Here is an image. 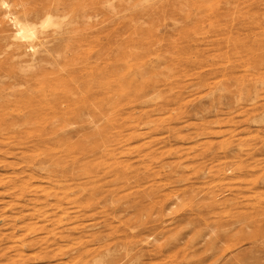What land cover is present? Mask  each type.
<instances>
[{
    "label": "rangeland",
    "instance_id": "rangeland-1",
    "mask_svg": "<svg viewBox=\"0 0 264 264\" xmlns=\"http://www.w3.org/2000/svg\"><path fill=\"white\" fill-rule=\"evenodd\" d=\"M33 1L24 0L22 8L48 4L46 0ZM194 2L67 0L65 10L57 12H65L67 17L57 18V26L42 29L40 39L33 40H41L47 64L53 62L50 67L43 63L49 70L46 80L17 83L18 87L12 85L19 82L13 76L24 70L20 69L23 65L19 61L20 65H14L13 41H4L0 34V264H264V0ZM14 9L19 7L10 11ZM82 13L93 16L90 21L77 18ZM0 15L2 18L1 9ZM74 16L76 25L68 23ZM2 19L3 34L8 36L14 26ZM20 43L23 47L28 44ZM25 51L24 59H29L31 52ZM92 72L97 75L94 80ZM40 88L45 106L48 104L46 115L39 122L14 125L16 114L27 110L19 104L16 89L17 93L38 95ZM87 101L92 102L95 116L102 118L88 112H84L89 114L86 119L84 113L73 118L72 111L83 109ZM88 118L101 128L98 132L100 128L94 127L96 136L89 131L94 125ZM68 119L72 124L65 127L62 124L67 125ZM57 129L62 130L60 134ZM49 160H64L59 170L53 167L61 182L52 185L45 168L38 167ZM86 163H96L91 166L94 187L78 170ZM67 165L73 166V172ZM29 172L37 175L29 180L33 186L27 190L21 183ZM41 189L55 194L50 192L48 199ZM56 203L59 211L53 207ZM60 214L65 215L58 217Z\"/></svg>",
    "mask_w": 264,
    "mask_h": 264
},
{
    "label": "bare ground",
    "instance_id": "bare-ground-1",
    "mask_svg": "<svg viewBox=\"0 0 264 264\" xmlns=\"http://www.w3.org/2000/svg\"><path fill=\"white\" fill-rule=\"evenodd\" d=\"M10 1V0H9ZM12 2H7V1H4V0H0V9H1V13H3V17L2 18H6V20H10L11 21V23L10 24H13V26H14V30L8 35V36H4V31H6V30H4L3 29V19L0 17V34H1V39H4V41L6 40V39H11V41H13L12 43H11V45H14L13 46V50H12V52H11V54L13 55V56H15L14 58H16L17 60V62L16 61H14L15 62V64H14V62H13V64L14 65H16V63H18V61H19V63H21V65H23V67L22 68H20V69H24L23 71H20L19 69V71H18V73L17 74H15L13 77H15L14 78V80L16 79V78H18V79H16L17 81H19V82H16V81H14V82H12V85L14 84L16 87H18L17 86V83L18 84H20V83H22V84H29V83H31V82H33V81H40V82H42L43 80L45 81L46 80V78H45V76L48 74V71L49 70H47V69H45L44 67H43V63H45V64H47V62H48V58L46 57V56H48V55H46L47 54V50L44 48H42V47H40V45H41V40L38 42V43H34L33 42V40H36V39H38L39 38V36H38V34H40L41 33V30L42 29H44V28H46V27H52V26H54V25H56L57 26V24L56 23H58L57 21H56V19L57 18H63V19H65L67 16H66V13L64 12L63 14H60L59 13V15H57V12H59L60 10L59 9H61V10H65V7H66V5H68L69 3H70V1H69V3L67 4V0H46V3H48V4H46V5H39L40 7L39 8H35V7H33V9L31 8H29V9H26V8H22L23 7V2H24V0H11ZM42 1H44V0H42ZM80 1V0H79ZM93 1V0H92ZM96 2L98 1V0H95ZM111 1V0H110ZM142 1H145V0H142ZM190 1V0H189ZM191 1H193V3H195L194 2V0H191ZM196 1V0H195ZM203 1V0H202ZM205 1V0H204ZM207 1V0H206ZM30 2H31V0H30ZM29 2V3H30ZM32 2H35V1H33L32 0ZM76 2V1H75ZM77 2H78V0H77ZM109 2V1H108ZM201 2V1H200ZM10 3V4H9ZM26 3H28V0H27V2ZM38 3V2H37ZM72 3V2H71ZM90 3V2H89ZM102 3V2H101ZM100 3V4H101ZM134 3V2H133ZM146 3V2H145ZM152 3V2H151ZM205 3V2H204ZM209 3V2H208ZM31 4V3H30ZM38 4H40V3H38ZM73 4H74V2H73ZM83 4V3H82ZM81 4V5H82ZM99 4V3H98ZM179 4H181V3H179ZM196 4V3H195ZM200 4V3H199ZM198 4V5H199ZM203 4V3H202ZM207 4V3H206ZM206 4H204V5H206ZM26 5V4H25ZM24 5V6H25ZM34 5V4H33ZM72 5V4H71ZM80 5V4H79ZM80 5V6H81ZM102 5V4H101ZM182 5V4H181ZM32 6V5H31ZM38 6V5H37ZM76 6V8H77V4L75 5ZM88 6V5H87ZM90 6V5H89ZM131 6V5H130ZM196 7H197V5H195ZM200 6H203V5H200ZM207 6H208V4H207ZM13 8V7H19V10L17 11L16 9H14V10H16V11H10V8ZM74 7V6H73ZM83 7V6H82ZM107 7V6H106ZM135 7H137V6H135ZM183 7H185V6H183ZM182 7V8H183ZM204 7V6H203ZM68 8V7H67ZM112 8V7H111ZM114 8H116V7H114ZM133 8V7H132ZM145 8V7H144ZM161 8V7H160ZM172 8V7H171ZM207 8V7H206ZM2 9L4 10V12H2ZM80 9H82V8H80ZM84 9V8H83ZM96 9V8H95ZM137 9V8H136ZM59 10V11H58ZM68 10V9H67ZM81 11V10H80ZM79 11V12H80ZM91 11V10H90ZM123 11V10H122ZM126 11V10H125ZM141 11V10H140ZM161 11V10H160ZM178 11H179V9H178ZM74 12V11H73ZM79 12H77V13H79ZM108 12H110V11H108ZM124 12V11H123ZM69 13H70V10H69ZM181 13V12H180ZM68 14V13H67ZM111 14V13H110ZM202 14V13H201ZM92 14L91 13H82L81 14V16H76L77 18H81L82 20L84 19H86V20H88V21H90L89 19H91V17L93 16H91ZM193 15V14H192ZM1 16V15H0ZM140 16V15H139ZM76 17L74 16V17H72L71 18V20H69V22L68 23H71V22H73V24H75L74 23V20H76ZM97 17V16H96ZM137 17V16H136ZM94 18V17H93ZM92 18V19H93ZM124 18V17H123ZM122 18V19H123ZM139 18V17H138ZM102 19V18H101ZM121 19V18H120ZM67 20V19H66ZM94 20V19H93ZM109 20V19H108ZM116 20V19H115ZM176 20V19H175ZM127 21V20H126ZM179 21V20H178ZM5 22V21H4ZM127 23V22H126ZM208 23V22H207ZM77 24V23H76ZM75 24V25H76ZM89 24H91V23H89ZM88 24V25H89ZM108 24V23H107ZM128 24V23H127ZM150 24V23H149ZM174 24V23H173ZM178 24V23H177ZM3 25V26H2ZM86 25V24H85ZM84 25V28L86 27ZM93 25V24H92ZM132 25H133V23H132ZM138 25V24H137ZM74 26V25H73ZM82 26V25H81ZM11 27H12V25H11ZM75 27H77V26H75ZM79 27H80V25H79ZM78 27V28H79ZM88 27V26H87ZM86 27V28H87ZM92 27V26H91ZM122 27V26H121ZM70 28H72V27H70ZM88 28H90V25H89V27ZM87 28V29H88ZM146 28H147V26H146ZM186 28H188V27H186ZM52 29V28H51ZM80 29V28H79ZM83 29V28H82ZM92 29H94V28H92ZM178 29V28H177ZM67 30V29H66ZM130 30V29H129ZM133 30V29H132ZM139 30V29H138ZM8 31H10V30H8ZM63 31V30H62ZM71 31V30H70ZM84 31V30H83ZM86 31V30H85ZM147 31V30H146ZM49 32V31H48ZM68 32V31H67ZM73 32V31H72ZM75 32H78V31H75ZM80 30H79V34H80ZM174 32V31H173ZM45 33V32H44ZM63 33H65V32H63ZM95 33V32H94ZM145 33V32H144ZM48 34V33H47ZM62 34V32L60 33V35ZM67 34V33H66ZM76 34V33H75ZM85 34V33H84ZM149 34V33H148ZM51 35V34H50ZM68 35V34H67ZM70 35V34H69ZM74 35V34H73ZM142 35V34H141ZM47 36H49V35H47ZM47 36H45V37H47ZM64 36L65 37H67L65 34H64ZM78 37L79 36H82V34L81 35H77ZM145 36V35H144ZM168 36V35H167ZM42 38H44L43 36H41ZM50 37V36H49ZM85 37V36H84ZM90 37H92V36H90ZM141 37H143V36H141ZM41 38V39H42ZM48 38V37H47ZM155 38V37H154ZM0 39V40H1ZM40 39V38H39ZM74 39V38H73ZM87 38L85 37V40H86ZM126 39V38H125ZM47 40V39H46ZM78 40H80V39H78ZM78 40H77V42H78ZM82 40V39H81ZM80 40V41H81ZM84 40V39H83ZM88 40V39H87ZM86 40V41H87ZM99 40H101V39H99ZM113 40V39H112ZM133 40V39H132ZM9 42H10V40H8ZM43 41H44V39H43ZM145 41V40H144ZM20 42H27L28 44L26 45V47H23V43H20ZM45 42V41H44ZM68 42V41H67ZM74 42V41H73ZM91 42V41H90ZM131 42V41H130ZM3 43V42H2ZM98 43V42H97ZM156 43V42H155ZM0 44H1V42H0ZM43 44V43H42ZM65 44H66V42H65ZM69 44V43H68ZM70 44H72L71 42H70ZM118 44V43H117ZM123 44V43H122ZM95 45H96V43H95ZM8 46V43H7V45H6V47ZM10 46V45H9ZM77 46V45H76ZM3 47L5 48V46L3 45ZM2 47V48H3ZM12 47V46H11ZM39 47H40V50H39ZM47 47V46H46ZM63 47V46H62ZM67 47H70L69 45L67 46ZM42 48V49H41ZM66 48V47H65ZM102 48V47H101ZM25 49L27 50V51H30L31 53H30V55H29V59H24V57H25V55H27V53H26V51H25ZM132 49V48H131ZM50 50H52V48H50ZM55 50L57 51V49H55L54 48V51L52 50V52H54V53H57V52H55ZM64 50V49H63ZM98 50V49H97ZM125 50H127V49H125ZM168 50V49H167ZM166 50V51H167ZM61 51V50H60ZM101 51V50H100ZM122 51V50H121ZM135 51V50H134ZM213 51V50H212ZM71 52V51H70ZM74 52V51H73ZM120 52V51H119ZM131 52V51H130ZM157 52V51H156ZM210 52V51H209ZM42 53V54H41ZM53 53V54H54ZM62 53H63V51H62ZM171 53V52H170ZM61 54V53H60ZM117 54V53H116ZM156 54V53H155ZM5 55H6V53H5ZM5 55H4V57H5ZM50 55V54H49ZM55 55V54H54ZM57 55V54H56ZM119 55V54H118ZM180 55V54H179ZM211 55V54H210ZM209 55V56H210ZM221 55V54H220ZM52 56V55H51ZM61 56V55H60ZM97 56V55H96ZM120 56H121V54H120ZM136 56V55H135ZM217 56V55H216ZM93 57V56H92ZM98 57V56H97ZM100 57V56H99ZM111 57H113V56H111ZM118 57V56H117ZM174 57V56H173ZM180 57V56H179ZM3 58V57H2ZM1 58V59H2ZM9 58H11V55H10V57ZM116 58V57H115ZM121 58V57H120ZM119 58V59H120ZM106 59V58H105ZM118 59V60H119ZM4 60H8L7 62H9V59L6 57V59L4 58ZM3 60V61H4ZM53 60V59H52ZM97 60V59H96ZM11 61V60H10ZM100 61V60H99ZM163 61V60H162ZM209 61V60H208ZM82 62V61H81ZM91 62H93V61H91ZM95 62V61H94ZM18 63V64H19ZM23 63V64H22ZM53 62H51V64H52ZM68 63L69 62H67V65H68ZM121 63V62H120ZM50 64V62H49V64H47V65H49L48 67H50V66H52ZM55 64V63H54ZM61 64V63H60ZM122 64H124V63H122ZM162 64V63H161ZM13 65V66H14ZM20 65V64H19ZM18 65V66H19ZM62 65V64H61ZM70 65V64H69ZM96 65V64H95ZM100 65V64H99ZM171 65V64H170ZM215 65V64H214ZM44 66H46V65H44ZM56 66V65H55ZM20 67V66H19ZM19 67H17V68H19ZM64 67H65V65H64ZM125 67V66H124ZM170 67V66H169ZM214 67V66H213ZM54 68V67H53ZM62 68H63V66H62ZM72 68V67H71ZM98 68V67H97ZM110 68V67H109ZM116 68V67H115ZM120 68V67H119ZM157 68V67H156ZM161 68V67H160ZM15 69V68H14ZM105 69V68H104ZM95 70V69H94ZM107 70V68L105 69V71ZM170 70V69H169ZM17 71V70H16ZM62 71V70H61ZM101 71V73H103L102 72V69L100 70ZM110 71V70H109ZM168 71V70H167ZM166 71V72H167ZM212 71V70H211ZM65 72H67V71H65ZM112 72H113V70H112ZM14 73V72H13ZM63 73V72H62ZM68 73V72H67ZM93 73V72H92ZM97 73V72H96ZM105 73V72H104ZM122 73V72H121ZM54 74H56V73H54ZM63 74H65V73H63ZM78 74V73H77ZM100 74V73H99ZM110 74V73H109ZM113 74H114V72H113ZM11 75V74H10ZM13 75V74H12ZM12 75L10 76V77H12ZM58 75V74H57ZM93 77H91L92 79L95 77V76H97V75H95L94 73H93ZM106 75H108L107 73H106ZM126 75V74H125ZM124 75V76H125ZM164 75V74H163ZM205 75H207V74H205ZM259 75V74H258ZM90 76H91V74H90ZM103 76V75H102ZM110 76V75H109ZM9 77V76H8ZM47 77V76H46ZM89 77V76H88ZM99 77V76H98ZM103 77H105V76H103ZM129 77V76H128ZM56 79H57V77H55ZM108 78V77H107ZM119 78V77H118ZM61 79V78H60ZM98 79V78H97ZM168 79V78H167ZM4 80V79H3ZM10 80V79H9ZM59 79H57V81H58ZM67 80H68V78H67ZM94 80V79H93ZM110 80V79H109ZM113 80V79H112ZM144 80V79H143ZM203 80V79H202ZM201 80V81H202ZM10 81H12V80H10ZM43 81V82H44ZM60 81V80H59ZM65 81V80H64ZM77 81V80H76ZM133 81V80H132ZM135 81V80H134ZM205 81V80H204ZM3 82V81H2ZM62 82V81H61ZM68 82V81H67ZM106 82H107V79H106ZM105 82V83H106ZM120 82V81H119ZM5 83H6V81H5ZM16 83V84H15ZM54 83V82H53ZM63 83V82H62ZM72 83V82H71ZM1 84V83H0ZM47 84V83H46ZM112 84V83H111ZM129 84V83H128ZM133 84V83H132ZM131 84V85H132ZM21 85V84H20ZM19 85V86H20ZM45 85V84H44ZM43 85V86H44ZM52 85V84H51ZM56 85H58V83H56ZM123 85V84H122ZM121 85V86H122ZM126 85V84H125ZM24 86V85H23ZM47 86H49V85H47ZM127 86V85H126ZM133 86V85H132ZM26 87V86H25ZM28 87H29V85H28ZM46 87V86H45ZM58 87V86H57ZM111 87V86H110ZM10 88H11V85H10ZM41 88H43V87H41ZM40 88V90H42V93H40V94H36V95H32V94H30V95H28V94H24V93H20V92H18L17 93V89H16V95L18 96V100H19V104H22V105H24L25 107V109H27V110H25V113H23V114H16V118H17V122H13L14 123V125H15V123H22V125L24 124V123H35V122H39L38 121V119L39 118H41L43 115H46V110H47V108H48V104L46 105L47 106V108H46V106H45V97H44V94H43V89H41ZM51 88V87H50ZM62 88V87H61ZM69 88V87H68ZM75 88V87H74ZM77 88V87H76ZM75 88V89H76ZM86 88V87H85ZM120 88V87H119ZM8 89V88H7ZM21 89V88H20ZM24 89V88H23ZM31 89H32V87H31ZM52 89H54V85H53V88ZM64 89V88H63ZM110 89V88H109ZM126 89V88H125ZM247 89V88H246ZM39 90V89H38ZM58 90V89H57ZM66 90H67V88H66ZM107 90V89H106ZM112 90V89H111ZM110 90V91H111ZM219 90V89H218ZM4 91V90H3ZM45 91V90H44ZM53 91V93L52 94H54V90H52ZM59 91V90H58ZM62 91V90H61ZM69 91H70V89H69ZM101 91L102 90H100V91H98L97 93L99 94V92L101 93ZM1 92V91H0ZM23 92V91H22ZM60 92V91H59ZM67 92V91H66ZM13 94H14V92H12ZM25 93H27V91H25ZM38 93V92H37ZM44 93H46V91L44 92ZM47 93H48V91H47ZM46 93V95H48ZM56 93H57V91H56ZM85 93V92H84ZM103 93V92H102ZM119 93V92H118ZM133 93V92H132ZM7 94V93H6ZM57 94H59V93H57ZM60 94H62V93H60ZM66 94H69V93H66ZM71 94V93H70ZM69 94V95H70ZM4 95V94H3ZM16 95L14 94V97H16ZM45 95V96H46ZM64 95V94H63ZM74 95L76 96L77 95V93H74ZM79 95V94H78ZM13 96V95H12ZM60 96V98H61V95H59ZM73 96V95H72ZM104 96V95H103ZM107 97L109 96V94L108 95H106ZM117 96V95H116ZM124 96V95H123ZM137 96V95H136ZM219 96V95H218ZM46 97H48V96H46ZM49 97H52V95L50 96L49 95ZM54 97V96H53ZM78 97V96H77ZM79 97H80V95H79ZM88 97V96H87ZM126 98H127V96H125ZM131 97V96H130ZM55 98V97H54ZM70 99H71V97H69ZM74 98H76V97H74ZM52 99V98H51ZM55 99H57V96H56V98ZM89 99H90V97H89ZM18 100H16V101H18ZM100 100V99H99ZM106 100H108V99H106ZM49 101V100H48ZM76 101V100H75ZM108 101H110V99L108 100ZM20 102H22V103H20ZM59 102V101H58ZM77 102V101H76ZM99 102V101H98ZM218 102V101H217ZM18 103V102H17ZM49 103V102H48ZM53 103H55L54 102V100H53ZM81 103V102H80ZM86 103H88V105L85 107H83V109H81V108H79V110H75V111H72V113L73 114H71V115H73V118H75V117H77V119L79 118V117H81L82 116V114L85 112H88L89 114H91V115H93L94 117H97L98 115H96L95 116V108H93V106H91L92 104V102L91 103H89L88 101L86 102ZM100 103V102H99ZM103 102L101 101V104H102ZM105 103H108L107 101L105 102ZM14 104V103H13ZM50 104V103H49ZM59 104V103H58ZM91 104V105H90ZM110 104V103H109ZM51 105V104H50ZM53 105V104H52ZM78 105H81V104H78ZM83 105H85V104H83ZM100 105V104H99ZM108 105V104H107ZM15 106V105H14ZM21 106V105H20ZM61 106V105H60ZM60 106H59V109H60ZM62 106H63V104H62ZM76 106V105H75ZM110 106V105H109ZM112 106V105H111ZM111 106H110V108H111ZM129 106V105H128ZM23 107V106H22ZM58 107V106H57ZM56 108V107H55ZM63 108H65V107H63ZM103 108V107H102ZM109 108V107H108ZM5 109V108H4ZM22 109V108H21ZM56 109H58V108H56ZM68 109V108H67ZM77 109V108H76ZM105 109V108H104ZM104 109H101V110H104ZM113 109V108H112ZM10 110V109H9ZM15 110V109H14ZM71 110V109H70ZM74 110V109H73ZM100 110V109H99ZM101 110H100V112H101ZM105 110H108V109H105ZM114 110V109H113ZM54 111V110H53ZM57 111V110H56ZM55 111V112H56ZM97 111V110H96ZM112 111V110H111ZM20 112V111H19ZM59 112H61V111H59ZM63 112H64V109H63ZM103 112V111H102ZM107 112H109V111H107ZM134 112V111H133ZM69 113V112H68ZM67 113V114H68ZM85 113L83 114V118H85V117H88L87 115H89V114H86V116H85ZM124 113V112H123ZM131 113V112H130ZM237 113V112H236ZM60 114V113H59ZM65 114H66V112H65ZM66 114V115H67ZM97 114H99V113H97ZM102 114V113H101ZM108 114V113H107ZM111 114V113H110ZM13 115V114H12ZM70 115V114H69ZM62 116V115H61ZM75 116V117H74ZM85 116V117H84ZM104 116H106V115H104ZM104 116H103V118H104ZM14 117V118H15ZM89 117H91V116H89ZM98 117H101L100 115L98 116ZM97 117V118H98ZM11 118H12V116H11ZM14 118H12V119H14ZM43 118V117H42ZM44 118H45V116H44ZM63 118V117H62ZM65 118V117H64ZM102 118V117H101ZM100 118V119H101ZM119 118V117H118ZM46 119H48V117L46 118ZM86 119V118H85ZM89 119V118H88ZM93 119V118H92ZM92 119L90 120V123H91V121H92ZM95 119V118H94ZM99 119V118H98ZM117 119V118H116ZM40 120V119H39ZM58 120V119H57ZM60 120V119H59ZM69 121L71 120V119H68ZM67 120V121H68ZM103 120V119H102ZM106 120V119H105ZM107 120H108V118H107ZM140 120V119H139ZM3 121V120H2ZM10 121H11V119H10ZM15 121V120H14ZM51 121V120H50ZM61 121V120H60ZM59 121V123H61ZM104 121V120H103ZM5 122V121H4ZM12 122V121H11ZM86 122H88V124L87 123H85V124H87V125H90V123H89V121H86ZM102 122V121H101ZM105 122V121H104ZM104 122H103V126H105V124H104ZM51 123V122H50ZM54 123V122H53ZM57 123V122H56ZM59 123H57V125L59 124ZM63 123V122H62ZM61 123V124H62ZM72 124V122L70 121L69 123H67V125L64 123V124H62V125H65V127L66 126H68V124ZM78 123H82V124H84V122H78ZM106 123V122H105ZM3 124V123H2ZM81 124V125H82ZM92 124V123H91ZM97 124V123H96ZM144 124V123H143ZM1 125V124H0ZM38 125V124H37ZM52 125V124H51ZM56 125V124H55ZM54 125V126H55ZM56 125V126H57ZM62 125H58V126H62ZM74 125V124H73ZM92 125H94V124H92ZM91 125V126H92ZM102 125V124H101ZM100 125V126H101ZM113 125V124H112ZM7 126V125H6ZM33 126V125H32ZM56 126H55V128H56ZM10 127V126H9ZM80 127H83V125L82 126H80ZM85 127V126H84ZM95 127V125L93 126V127H91V128H94ZM96 127H99V125L98 126H96ZM95 127V128H96ZM106 127L108 128L109 127V125H107V123H106ZM106 127H104L105 128V130H106ZM111 127V126H110ZM110 127H109V129H110ZM3 128V127H2ZM36 128V127H35ZM58 128V127H57ZM87 128V130H88V127H86ZM89 129V131L91 130V131H94V130H96V129ZM100 128V127H99ZM127 128V127H126ZM5 129H6V127H5ZM53 129V128H52ZM58 129H60V128H58ZM57 129V130H58ZM69 129V128H68ZM4 130V129H3ZM19 130V129H18ZM62 130L64 131V129L62 128ZM62 130H58V133L59 132H61ZM84 131H85V129H83ZM99 130H101V128L100 129H98V132H100ZM27 131V130H26ZM50 131V130H49ZM68 131V130H67ZM80 131H82V130H80ZM83 131V132H84ZM107 131H109L108 129H107ZM29 132V131H28ZM34 132V131H33ZM51 132V131H50ZM106 132V131H105ZM111 132V131H110ZM3 133H5L4 131H3ZM11 133V132H10ZM65 133H66V129H65ZM93 133V132H92ZM94 133H95V136H96V131H94ZM108 133V132H107ZM115 133V132H114ZM55 134H56V132H55ZM54 134V135H55ZM60 134V133H59ZM58 134V135H59ZM66 134H68V133H66ZM66 134H62V135H66ZM82 134V133H81ZM90 134V133H89ZM89 134H87V136L86 135H84L85 137H87L88 138V135ZM100 134H102V133H100ZM27 135V134H26ZM36 135V134H35ZM99 135V134H98ZM109 135V134H108ZM115 135V134H114ZM117 135V134H116ZM120 135V134H119ZM124 135V134H123ZM49 136V135H48ZM82 136V135H81ZM90 136V135H89ZM93 136H94V134H93ZM92 136V137H93ZM94 136V137H95ZM102 136H103V134H102ZM104 136H107V135H104ZM28 137V136H27ZM34 137V136H33ZM83 137V136H82ZM84 137V138H85ZM93 137V138H94ZM109 137V136H108ZM135 137V136H134ZM134 137H132V138H134ZM137 137V136H136ZM8 138V137H7ZM14 138V137H13ZM56 138H59L60 140H61V138L62 137H56ZM83 138V139H84ZM110 138V137H109ZM113 138V137H112ZM17 139V138H16ZM64 139H66V136H64ZM101 139H103V138H101ZM105 139V138H104ZM111 139V138H110ZM188 139V138H187ZM25 140V139H24ZM27 140V139H26ZM90 140V139H89ZM92 140V139H91ZM90 140V141H91ZM94 140H96L95 138H94ZM117 140V139H116ZM13 141V140H12ZM50 141V140H49ZM85 141V140H84ZM97 142H98V140H96ZM95 141V142H96ZM105 141V140H104ZM119 141H121V140H119ZM118 141V142H119ZM22 142V141H21ZM25 142V141H24ZM29 142H30V140H29ZM53 142V141H52ZM95 142H94V146H95ZM109 142V141H108ZM107 142V138H106V143H108ZM110 142H111V140H110ZM113 142H114V140H113ZM116 142V141H115ZM5 143V142H4ZM19 143V142H18ZM33 143V142H32ZM36 143V142H35ZM34 143V144H35ZM57 143V142H56ZM60 143V142H59ZM65 143H67V142H65ZM69 143V142H68ZM85 143V142H84ZM102 143V142H101ZM101 143H99V144H101ZM105 143V144H106ZM117 143V142H116ZM3 144V143H2ZM13 144V143H12ZM20 144V143H19ZM91 144H93L92 143V141H91ZM98 144V143H97ZM56 145H58V144H56ZM87 145V144H86ZM88 145H89V143H88ZM115 145V144H114ZM24 146V145H23ZM41 146V145H40ZM61 146V145H60ZM92 146V145H91ZM101 147H102V145H100ZM107 146H109L108 144H107ZM85 146H83V148H84ZM93 147V146H92ZM96 147V146H95ZM100 147V148H101ZM105 147V146H104ZM104 147H103V149H104ZM14 148V147H13ZM16 148V147H15ZM64 148V147H63ZM74 148V147H73ZM86 148V147H85ZM91 148V147H90ZM90 148H88L89 150H91ZM94 148V147H93ZM96 148H98V147H96ZM95 148V149H96ZM114 148V147H113ZM122 148V147H121ZM43 149H44V147H43ZM42 149V150H43ZM51 149V148H50ZM57 149V148H56ZM99 149V148H98ZM102 149V148H101ZM103 149H102V151H103ZM115 149H118L117 147L115 148ZM114 149V150H115ZM33 150V149H32ZM64 150V149H63ZM71 150V149H70ZM113 150V149H112ZM14 151V150H13ZM16 151V150H15ZM83 151V150H82ZM93 151H96V150H93ZM92 151V152H93ZM43 152V151H42ZM90 152V151H89ZM17 153V152H16ZM25 153V152H24ZM24 153H22V154H24ZM81 153V152H80ZM79 153V154H80ZM97 153V152H96ZM117 153V152H116ZM115 152L113 153V154H116ZM15 154V153H14ZM13 154V155H14ZM21 154V155H22ZM29 154V153H28ZM44 154V153H43ZM70 154V153H69ZM68 154V155H69ZM89 154V153H88ZM102 154V153H101ZM103 154H105V153H103ZM4 155V154H3ZM27 155V154H26ZM25 155V156H26ZM42 155V154H41ZM77 156V155H76ZM75 156V157H76ZM84 156V155H83ZM94 156V155H93ZM99 156V155H98ZM23 157V156H22ZM21 157V158H22ZM43 157H45V156H43ZM75 157H72V160H73V158L75 159ZM92 157V156H91ZM105 157V156H104ZM107 157V156H106ZM15 158V157H14ZM33 158V157H32ZM55 158V157H54ZM53 157H52V159L51 158H48V159H51V160H53L54 159ZM82 158V157H81ZM114 158V157H113ZM27 159V158H26ZM29 159V158H28ZM42 159V158H41ZM45 159H47V158H45ZM57 159H59V157L57 158ZM61 159H64V158H61ZM66 159V158H65ZM64 159V160H65ZM109 159V158H108ZM32 159H30V162H32L31 161ZM40 160V159H39ZM51 160H49V161H47V162H45V161H43V163H41V165H39L38 167L40 168V167H44L45 169L48 167V170L46 169V171H45V169H44V171L43 172H47L46 173V178L48 179V181H49V183L52 185V182H55V184L56 183H59V182H61L60 181V179L59 178H57L58 176H55L54 174H53V167L54 168H56V169H58L57 167H59V169H60V166L61 165H63V161L62 162H60L59 160H57V161H51ZM68 160H70V159H68ZM76 160L77 159H75V160H73V161H75V163H76ZM83 160V159H82ZM88 160V159H87ZM110 160V159H109ZM123 160V159H122ZM51 161V163H49ZM90 161V160H89ZM4 162V161H3ZM28 162V161H27ZM101 161H99V163L97 162V164H98V166H100L99 164H101L100 163ZM117 162V161H116ZM73 164H74V162H72ZM84 163V162H83ZM91 163V162H90ZM93 163H94V161H93ZM92 163V165H90L89 163H86V165H80L79 167H80V169H78V170H80L83 174H82V176H85V178H86V181H89V183H91V184H93V186L92 187H94L95 185H94V183H93V180H91L92 179V177H94V179H95V176H94V174H93V176L91 175L92 173H94L92 170V168L93 167H91V166H94L95 164H93ZM118 163V162H117ZM121 163V162H120ZM26 164V163H25ZM24 164V165H25ZM38 164V163H37ZM40 164V163H39ZM85 164V163H84ZM89 164V165H88ZM111 164V163H110ZM109 164V165H110ZM27 165H30V164H28L27 163ZM88 165V166H87ZM119 165V164H118ZM121 165H123V164H121ZM19 167L21 166L20 164L18 165ZM17 166V167H18ZM33 166V165H32ZM70 166V165H69ZM68 165L66 166V168L67 167H69ZM96 166V165H95ZM102 166V165H101ZM100 166V167H101ZM124 166V165H123ZM63 167V166H62ZM100 167H98L99 168V170L102 168H100ZM118 167V166H117ZM128 167V166H127ZM10 168V167H9ZM15 168V167H14ZM24 168V167H23ZM37 168V167H36ZM73 168V166H70L69 167V170H71ZM112 168V167H111ZM122 168V167H121ZM17 169V168H16ZM31 169V168H30ZM40 169H42V168H40ZM58 169V170H59ZM65 168H63L62 170H64ZM114 169V168H113ZM115 169H116V165H115ZM118 169H120V167H118ZM123 169V168H122ZM128 169V168H127ZM127 169H126V171H127ZM134 169V168H133ZM33 170V169H32ZM72 170H74V169H72ZM71 170V171H72ZM102 170V169H101ZM108 170H110V169H108ZM112 170V169H111ZM121 170V169H120ZM124 170V169H123ZM122 170V171H123ZM37 171H38V169H37ZM66 171V169L64 170V172ZM105 171H107V170H105ZM104 171V172H105ZM115 171V170H114ZM137 171V170H136ZM19 172V171H18ZM36 172V171H35ZM42 172V171H41ZM58 171H56V173H57ZM67 172V171H66ZM73 172V171H72ZM75 172V171H74ZM111 172V171H110ZM113 172V171H112ZM55 173V174H56ZM68 173V172H67ZM107 173H109V172H107ZM106 173V174H107ZM115 173V172H114ZM118 173V172H117ZM126 173V172H125ZM22 174V173H21ZM38 174H40V173H38ZM43 174V173H42ZM60 174V173H59ZM71 174V173H70ZM98 174V173H97ZM105 174V175H106ZM127 174V173H126ZM14 175V174H13ZM20 175V174H19ZM23 175V174H22ZM37 175V173L35 174L34 172H29L28 174H27V176H26V179L21 183L22 185H23V188L25 187L26 189H27V187H30V186H33V185H31V183L29 182V180H33V178H35V176ZM45 175V174H44ZM61 175V174H60ZM80 175V174H79ZM95 175H96V173H95ZM112 175V174H111ZM111 175H110V177H111ZM128 175V174H127ZM127 175H126V177H127ZM12 176V175H11ZM11 176H10V178H11ZM21 176V175H20ZM72 176V175H71ZM75 176H77L76 174H75ZM74 176V177H75ZM97 176V175H96ZM108 176V175H107ZM115 176V175H114ZM114 176L112 177V178H114ZM122 176H124V175H122ZM22 177V176H21ZM69 177V176H68ZM98 177V176H97ZM96 177V178H97ZM100 177H102V176H100ZM126 177H124V178H126ZM142 177V176H141ZM13 178H15V177H13ZM18 178V177H17ZM38 178V177H37ZM41 178H43V176L41 177ZM63 178V177H62ZM89 178V179H88ZM104 178V177H103ZM122 178V177H121ZM16 179V178H15ZM38 179H40V178H38ZM37 179V180H38ZM47 179H45V180H47ZM110 179V178H109ZM108 179V180H109ZM118 179V178H117ZM8 180V179H7ZM7 180H5V181H7ZM11 180V179H10ZM18 180V179H17ZM20 180V179H19ZM62 180H64L65 181V178L64 179H62ZM79 180H80V177H79ZM96 180V179H95ZM99 180H101V179H99ZM123 180V179H122ZM127 180V179H126ZM141 180V179H140ZM139 180V181H140ZM22 181V180H21ZM42 181V180H41ZM67 181V180H66ZM98 181V180H97ZM113 181V180H112ZM119 180H117V181H115V182H118ZM9 182H11V181H9ZM8 182V183H9ZM35 182V181H34ZM43 182H44V180H43ZM95 182V181H94ZM104 182V181H103ZM64 183V182H63ZM80 183V182H79ZM83 183V182H82ZM81 183V184H82ZM87 183V182H86ZM96 183V182H95ZM105 183H107V182H105ZM62 184V183H61ZM72 184V182L70 183V185ZM74 184H76V183H74ZM84 184V183H83ZM88 184V183H87ZM113 184V183H112ZM118 184V183H117ZM127 184H128V182H127ZM6 185V184H5ZM11 185V184H10ZM9 185V186H10ZM20 185V184H19ZM54 185V184H53ZM64 185H66V182H65V184ZM68 185V184H67ZM66 185V186H67ZM80 185V184H79ZM90 185V184H89ZM114 185H116L115 183H114ZM113 185V186H114ZM12 186V185H11ZM45 186H47V185H45ZM55 186V185H54ZM63 186V185H62ZM62 186H60V187H62ZM4 187V186H3ZM21 187V186H20ZM48 187V186H47ZM49 187H52V186H49ZM57 187V186H56ZM75 187V186H74ZM12 187H10V189H11ZM18 188V187H17ZM43 188V187H42ZM67 188H70V187H67ZM77 188V187H76ZM76 188H74V189H76ZM123 188V187H122ZM126 188V187H125ZM128 188V187H127ZM5 189V188H4ZM19 189V188H18ZM49 189V188H48ZM73 189V188H72ZM72 189H70L71 191H72ZM82 189V188H81ZM85 189V188H84ZM91 189V188H90ZM93 189V188H92ZM17 190V189H16ZM28 190V189H27ZM26 190V191H27ZM36 190H38V189H36ZM80 190V189H79ZM107 190V189H106ZM25 190L23 191V192H26ZM34 191V190H33ZM84 191H86V189L84 190ZM102 191V190H101ZM2 192V191H1ZM11 192H13V191H11ZM28 192V191H27ZM26 192V193H27ZM31 192H32V190H31ZM31 192H29V194H31ZM39 192H40V190H39ZM41 192L42 193H44V194H42V195H45V194H47V198L49 199V197H48V195L50 194V192H48L46 189H41ZM54 192V193H53ZM53 192H51L52 194H55V191H53ZM59 192H61V191H59ZM89 192V191H88ZM105 192V191H104ZM3 193V192H2ZM2 193H1V195H2ZM19 193V192H18ZM34 193H35V195H36V192L34 191ZM58 193V192H57ZM63 193V192H62ZM69 193H71V192H69ZM73 193V192H72ZM32 194H33V192H32ZM41 194V193H40ZM87 194V193H86ZM19 195V194H18ZM22 195V194H21ZM62 195V194H61ZM72 195H74V194H72ZM85 195V194H84ZM96 195V194H95ZM122 195H124V194H122ZM121 195V196H122ZM41 196V195H40ZM78 196V195H77ZM93 196V195H92ZM102 196V195H101ZM17 197H19V196H17ZM39 197V196H38ZM53 197V196H52ZM51 197V198H52ZM56 197V196H55ZM62 197H63V195H62ZM61 197V198H62ZM71 197V196H70ZM75 197V196H74ZM73 197V198H74ZM116 197V196H115ZM195 197V196H194ZM28 198V197H27ZM26 198V199H27ZM36 198V197H35ZM43 198V197H42ZM50 198V199H51ZM60 198V199H61ZM124 198V197H123ZM33 199V198H32ZM41 199V198H40ZM55 199V198H54ZM58 199V198H57ZM59 199V200H60ZM1 200V199H0ZM34 200V199H33ZM52 200V199H51ZM62 200V199H61ZM67 200H69V199H67ZM71 200V199H70ZM73 200H75V202H77L76 201V199H72L71 201L72 202H74ZM109 200V199H108ZM4 201V200H3ZM29 201V200H28ZM35 201V200H34ZM63 201H65V200H63ZM6 202V201H5ZM33 202V201H32ZM38 202V201H37ZM41 201H39V203H40ZM43 203H45L44 201H42ZM116 202V201H115ZM34 203H36V202H34ZM33 203V204H34ZM55 203V202H54ZM78 203V202H77ZM104 203V202H103ZM18 204V203H17ZM27 204V203H26ZM47 204H48V202H47ZM69 204V203H68ZM14 205V204H13ZM40 206H41V204H39ZM44 205V204H43ZM51 205V204H50ZM49 205V206H50ZM54 205H57V203L56 204H53V207H55ZM35 206V205H34ZM87 206V205H86ZM9 207H11L10 205H9ZM29 207V206H28ZM36 207V206H35ZM44 207H47V206H44ZM62 207V206H61ZM64 207V206H63ZM77 207V206H76ZM30 208V207H29ZM42 208V207H41ZM51 208H52V206H51ZM56 208V207H55ZM66 208V207H65ZM68 208V207H67ZM111 208V207H110ZM36 209V208H35ZM45 209H47V208H45ZM49 209V208H48ZM52 209H54V208H52ZM57 210H58V208H56ZM62 209V208H61ZM81 209V208H80ZM109 209V208H108ZM13 210V209H12ZM18 210V209H17ZM31 210V209H30ZM44 210V209H43ZM50 210V209H49ZM36 211V210H35ZM38 211V210H37ZM40 211V210H39ZM53 211V210H52ZM56 211V210H55ZM54 211V212H55ZM59 211V210H58ZM32 212H34V211H32ZM32 212H30V213H32ZM61 212H62V210H61ZM25 213V212H24ZM29 213V212H28ZM36 213V212H35ZM38 213V212H37ZM37 213H36V215H37ZM40 213V212H39ZM43 213V212H42ZM45 213V212H44ZM50 213H51V210H50ZM60 213V212H59ZM68 213H69V211H68ZM21 214V213H20ZM103 214V213H102ZM33 215V214H32ZM35 215V214H34ZM39 215V214H38ZM50 215H52V213L50 214ZM64 216L63 214H60L58 217H60V216ZM92 215V214H91ZM260 215V214H259ZM3 216V215H2ZM6 216V215H5ZM31 216V215H30ZM40 216H41V214H40ZM53 216H55V215H53ZM68 216H70V215H66V217L68 218ZM94 216V215H93ZM108 216V215H107ZM8 217H9V215H8ZM28 217H29V215H28ZM34 217V216H33ZM47 217H48V215H47ZM52 217V216H51ZM58 217H56V218H58ZM44 218V217H43ZM61 218H63V217H61ZM25 219V218H24ZM38 219V218H37ZM45 219V218H44ZM66 219V218H65ZM19 220V219H18ZM39 220V219H38ZM42 220V219H41ZM48 220V219H47ZM42 221H44V220H42ZM51 221V220H50ZM19 222V221H18ZM52 222H53V220H52ZM61 222H63V221H60V223ZM54 223V222H53ZM58 223V222H57ZM19 224V223H18ZM52 224V223H51ZM62 224V223H61ZM63 225V224H62ZM68 225V224H67ZM24 226V225H23ZM32 226V225H31ZM91 226V225H90ZM18 228V227H17ZM28 228V227H27ZM33 228V227H32ZM41 228V227H40ZM76 228V227H75ZM30 229V228H29ZM34 229H35V227H34ZM42 229V228H41ZM62 229V228H61ZM60 229V230H61ZM65 229H67V228H65ZM72 229H74V227L72 228ZM32 230V229H31ZM30 230V231H31ZM39 230V229H38ZM37 230V231H38ZM63 230V229H62ZM70 230V229H69ZM36 231V230H35ZM64 231V230H63ZM28 232H29V230H28ZM33 232V231H32ZM62 233V232H61ZM84 233H85V231H84ZM81 234V233H80ZM90 234V233H89ZM25 236V235H24ZM55 236V235H54ZM59 236H61V235H59ZM63 236V235H62ZM61 236V237H62ZM79 236V235H78ZM81 236V235H80ZM43 237V236H42ZM47 237V236H46ZM63 238V237H62ZM65 238V237H64ZM81 238V237H80ZM23 239V238H22ZM66 239V238H65ZM89 239H91V238H89ZM43 240V239H42ZM85 240V239H84ZM32 241V240H31ZM77 243V242H76ZM89 243H90V241H89ZM37 244V243H36ZM85 244V243H84ZM29 246V245H28ZM39 246V245H38ZM79 246H82V245H79ZM38 248V247H37ZM62 248V247H61ZM83 248H84V246H83ZM64 249V248H63ZM49 250V249H48ZM53 250V249H52ZM41 251V250H40ZM83 251V250H82ZM59 254V253H58ZM21 255V254H20ZM59 255H61V254H59ZM58 255V256H59ZM75 255V254H74ZM43 257H44V255H43ZM20 258V257H19ZM37 259V258H36ZM71 259V258H70ZM39 260V259H38ZM21 261V260H20ZM57 261V260H56ZM49 262V261H48ZM55 263V262H54ZM66 263V262H65ZM74 263V262H73ZM87 263V262H86Z\"/></svg>",
    "mask_w": 264,
    "mask_h": 264
}]
</instances>
